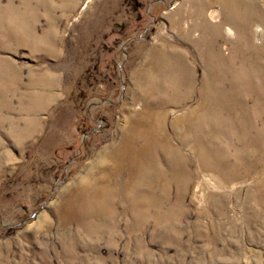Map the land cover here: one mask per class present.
<instances>
[{
	"label": "rangeland",
	"instance_id": "rangeland-1",
	"mask_svg": "<svg viewBox=\"0 0 264 264\" xmlns=\"http://www.w3.org/2000/svg\"><path fill=\"white\" fill-rule=\"evenodd\" d=\"M226 2L0 0V264H264V101L200 56L264 74V0Z\"/></svg>",
	"mask_w": 264,
	"mask_h": 264
},
{
	"label": "bare ground",
	"instance_id": "bare-ground-1",
	"mask_svg": "<svg viewBox=\"0 0 264 264\" xmlns=\"http://www.w3.org/2000/svg\"><path fill=\"white\" fill-rule=\"evenodd\" d=\"M226 1L227 0H223V3H225ZM226 3L231 4L230 0H228ZM250 6L251 5H248L246 7V10H247V8H249L252 12H251V14H249V11H250L249 10L245 17L247 19L246 21L253 23L252 28H248L246 26H243V27H240L239 29H240L241 37L244 38L245 42H247L248 47L254 46L255 48H259V46L254 44L253 40L257 44L261 43V38L260 39L258 37L256 38V36H258V35L261 36V34H264V21H263L260 14L254 12V9H253L254 6L253 7H250ZM208 14L210 15L211 18H214L213 11L212 12L209 11ZM254 17L258 18L261 25H257V26L255 25V22H258V21H253ZM217 25L219 27L216 30H219V29L221 30L222 24L218 23ZM214 27H212L213 29L211 30V31H213V33L215 32ZM254 27H255V29H254ZM233 28L229 27L225 30V32H226V35L228 37H231V38L235 37L236 38V37H238V28H237V26L235 29H233ZM214 49L215 48L212 49L210 46H208L207 49L205 47L204 50L200 52V56H201L202 60H204L203 64H205L207 67L206 68L207 70H205L206 71V75H205V97H206V99L209 100V102H211L213 105L216 102L224 101L223 106H226L227 101L228 102H231L233 100L236 101V99L241 98V96H239L238 98L236 97V95L238 94V89H239L237 87L243 85L242 88H245V90H244L242 96L245 95L246 101L249 100L250 98H254L257 105H258V101H259V103H261L262 100L264 101V74L262 73V70L255 71V72H251V71L247 72L244 69H242L241 71H237V72L229 71V73H228L229 77L227 79H224V77L222 75L223 72L220 71V68H218V69H215V68H216L217 64H221L222 62L225 66V63L228 60L227 54H223L222 51H216L218 54V57L216 58L217 60H215L212 58L213 56H215ZM252 54L255 55L256 64L258 66H262V64H260V59L264 58V53H261V52L257 53L255 51ZM211 55H212V57H211ZM231 62L235 63L234 60H231ZM242 63H243V65H245L244 61ZM237 80L241 81L240 85L235 84V82ZM228 82H232V83L227 88ZM217 86H219V87H217ZM226 92H229V94H227ZM237 101L239 102V103L237 102L238 105H240L241 109L243 110V105L246 101H244V103L240 99H238ZM262 104H263V102H262ZM218 109L219 110L216 112V114L221 112V111H224V108H218ZM191 114L194 115L195 111H192Z\"/></svg>",
	"mask_w": 264,
	"mask_h": 264
}]
</instances>
